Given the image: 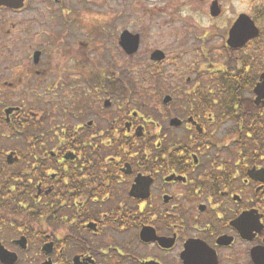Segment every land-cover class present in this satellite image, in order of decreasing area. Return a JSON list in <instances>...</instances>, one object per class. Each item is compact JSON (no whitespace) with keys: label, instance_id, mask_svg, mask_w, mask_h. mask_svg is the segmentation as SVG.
<instances>
[{"label":"flooded vegetation","instance_id":"obj_1","mask_svg":"<svg viewBox=\"0 0 264 264\" xmlns=\"http://www.w3.org/2000/svg\"><path fill=\"white\" fill-rule=\"evenodd\" d=\"M88 2L0 3V264H264L263 54L109 68Z\"/></svg>","mask_w":264,"mask_h":264},{"label":"rangeland","instance_id":"obj_2","mask_svg":"<svg viewBox=\"0 0 264 264\" xmlns=\"http://www.w3.org/2000/svg\"><path fill=\"white\" fill-rule=\"evenodd\" d=\"M218 1L223 7V15L213 18L209 15L212 0H89L88 9L79 14V21L105 22L104 53L109 68H118L119 65L140 67L141 70L150 68V52L154 48H161L165 53L187 61L199 60L203 48L207 54L212 55L211 59L214 57L218 60L217 63H227L233 67L238 65V58L243 55L250 57L263 54L259 60L264 63V0ZM241 13L254 18L262 31L261 38L243 49L227 54L223 40L228 25ZM125 29L142 32L144 35L143 43L134 56H127L119 45L120 34ZM182 29L185 33L189 31L190 34L200 36L207 31L209 38L197 42L192 41L193 37L190 36L188 41L174 42L173 38L179 36ZM100 41L97 39L93 42L94 57L98 55L96 48ZM162 93L155 94V99H160ZM2 101L0 109L6 105L5 99Z\"/></svg>","mask_w":264,"mask_h":264},{"label":"water","instance_id":"obj_3","mask_svg":"<svg viewBox=\"0 0 264 264\" xmlns=\"http://www.w3.org/2000/svg\"><path fill=\"white\" fill-rule=\"evenodd\" d=\"M0 3H9V0H1ZM210 6V15L213 17H218L221 14L222 9L218 0H214ZM236 18L233 25L229 29L228 39L226 41L228 47L237 49L241 48L246 43L257 38L260 34V29L255 24L254 19L246 14L241 13ZM120 45L128 54H134L140 45L139 35L133 34L130 31H124L120 37ZM152 59L161 60L164 57V52L161 50H156L151 55ZM261 77V82L258 84L256 91L260 96H264V74Z\"/></svg>","mask_w":264,"mask_h":264}]
</instances>
